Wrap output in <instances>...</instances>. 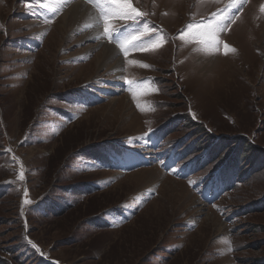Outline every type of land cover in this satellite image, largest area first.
<instances>
[{
  "label": "rangeland",
  "instance_id": "1",
  "mask_svg": "<svg viewBox=\"0 0 264 264\" xmlns=\"http://www.w3.org/2000/svg\"><path fill=\"white\" fill-rule=\"evenodd\" d=\"M235 3L132 0L159 39L125 54L121 3L0 0V264H264V0Z\"/></svg>",
  "mask_w": 264,
  "mask_h": 264
},
{
  "label": "snow or ice",
  "instance_id": "2",
  "mask_svg": "<svg viewBox=\"0 0 264 264\" xmlns=\"http://www.w3.org/2000/svg\"><path fill=\"white\" fill-rule=\"evenodd\" d=\"M114 3H121L126 11L122 13V15L131 19V23H125L122 29H117L115 33H108V35L116 40L117 43L120 44L121 49L127 54L130 50H146L156 45V42L159 39V35L157 33L158 26L148 27L149 22L144 19L145 13L140 12L137 8L132 6V0H113ZM245 0H240V3H244ZM233 6L238 7L233 0ZM234 17H228L226 21H221L216 23V27H212V21L205 22L204 28L208 31H216L219 29L220 31L226 30L227 23L231 22ZM143 21V23H141ZM193 28H196L199 32L201 30V25L197 24H189L185 27V29L181 30V35L183 32L191 31ZM107 32V29L105 30ZM151 31L152 33H157L156 35H147ZM146 37V38H142ZM127 45V47H125ZM216 46H219V42H217ZM148 67V65H144ZM150 134V132H149ZM163 163V161H161ZM23 178V177H21Z\"/></svg>",
  "mask_w": 264,
  "mask_h": 264
},
{
  "label": "bare ground",
  "instance_id": "3",
  "mask_svg": "<svg viewBox=\"0 0 264 264\" xmlns=\"http://www.w3.org/2000/svg\"><path fill=\"white\" fill-rule=\"evenodd\" d=\"M52 1L53 0H49V2H52ZM82 2L81 3H78V4H71V5H69L67 7L68 8L67 13H65L64 14L65 16H62L61 19L62 20L64 19V20L67 21V19L70 17V19L72 18L74 20V22H75V20L79 19V23L77 21L78 24H80L83 27V24L85 23L88 26V28H90V32L87 34L88 38L93 39V40L95 39L96 42L98 41L100 43L99 46L105 44L104 45V49H103L104 52L102 51L103 54L100 56V58L102 60L99 59V62H100L99 63L100 66L99 67H101L106 62H108V61L109 62H112L114 60V58H117L116 56H117V54L119 52H118V50L116 49V47L114 45L109 44V43H107V44L106 43H103L102 44L100 42V41H103L104 40L103 31H102V28L100 26L101 25L100 24L101 23L100 22V19H99L98 15L96 14V12L91 7H89L88 5H86V3L84 4ZM49 4H51V3H49ZM61 4H62V1L61 2H58V5H61ZM73 25H75V23ZM78 26L76 25V27H78Z\"/></svg>",
  "mask_w": 264,
  "mask_h": 264
}]
</instances>
